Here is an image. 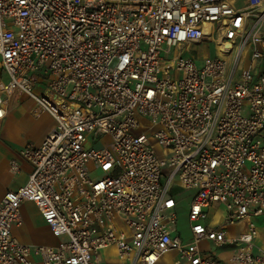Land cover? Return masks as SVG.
Listing matches in <instances>:
<instances>
[{
	"label": "built area",
	"instance_id": "built-area-1",
	"mask_svg": "<svg viewBox=\"0 0 264 264\" xmlns=\"http://www.w3.org/2000/svg\"><path fill=\"white\" fill-rule=\"evenodd\" d=\"M212 37L219 54L200 65L183 55ZM0 59L8 94L24 92L55 120L39 145L18 150L32 169L0 198V264H102L107 248L120 264H223L202 239L244 244L232 264H264L252 251V222L231 239L225 233L264 215V66L254 74L264 64V0H0ZM89 135L107 141L95 147ZM9 170H19L16 159ZM174 185L193 190L187 241ZM26 200L57 244L12 234ZM214 203L225 214L211 226L205 208Z\"/></svg>",
	"mask_w": 264,
	"mask_h": 264
},
{
	"label": "crops",
	"instance_id": "crops-1",
	"mask_svg": "<svg viewBox=\"0 0 264 264\" xmlns=\"http://www.w3.org/2000/svg\"><path fill=\"white\" fill-rule=\"evenodd\" d=\"M236 4H244V0H236ZM206 40V39H204ZM212 40H215L212 37ZM249 62V52L244 54L240 62V67H245ZM264 66L260 61L255 62L254 74ZM41 79V78H40ZM43 80L41 79L35 90L42 92L44 90ZM9 76L1 66L0 59V88L2 99L6 100L7 113L0 119V198L8 190H14L23 185L30 173L32 166L18 155V150L24 145L30 143L39 145L46 134L54 127L55 120L47 111H38L36 103L27 94L20 90H15L8 94L5 90L8 87ZM16 159L19 164V170L11 173L9 162ZM32 209L34 214L27 215V209ZM206 217L204 222L208 225H215L221 221L225 214V208L222 203H214L205 208ZM22 223L12 226V234L22 243L25 244H47L55 245L59 242L60 237L54 236L48 225L43 220L36 205L29 200L23 201L20 206ZM252 222L256 228V234L253 238L252 251L254 253H264V215L253 216L236 222L225 229L226 237L231 239L238 234L247 230L249 223ZM34 223V224H33ZM44 228L43 236H35L33 228ZM203 242L204 247L200 245ZM202 250L210 252L218 258L223 264H232L230 258L235 251L244 247V244L238 242H229L224 245H215L212 241L202 239L199 242ZM108 250V255L115 256L108 264H120L121 261L114 254L112 248Z\"/></svg>",
	"mask_w": 264,
	"mask_h": 264
},
{
	"label": "rangeland",
	"instance_id": "rangeland-1",
	"mask_svg": "<svg viewBox=\"0 0 264 264\" xmlns=\"http://www.w3.org/2000/svg\"><path fill=\"white\" fill-rule=\"evenodd\" d=\"M177 52H178V50L176 48H172L171 52L168 54V57L163 62V64L169 62L170 61L169 58H171ZM182 52H183V55L187 54V55H191L192 57H194L196 63L198 65H200L202 60L206 56L217 55V54H219L220 50H219V47L216 44L215 40H211V41L203 40L199 43L190 44ZM234 56H235V50H233L230 54H228L226 56V59L228 61H230V60L234 59ZM170 73H171L172 77H179L182 75L181 72H175L172 68L170 69ZM154 129L155 128L146 129V126H144V124H143V120H142L141 126L139 128V130H146L148 135H150L152 133V131H154ZM89 138H90L89 145H93L95 147L102 146V145H104V142L107 141V139L106 140L99 139L97 142L94 143V142H92L90 135H89ZM152 145H153L156 153L158 154L159 158H161V159L166 158V155H163V153H164L163 149L161 147H159L157 145V143L154 142V140H152ZM90 174L92 176H98V175H100V172H99V170L93 169V170H91ZM164 179L165 178L163 177V180ZM171 193L176 196V200H177L176 214H177L178 234L180 235V237L184 241H187L190 239L189 223H188V219H187V214H188L190 196L193 193V190L192 189H183L181 187L174 185ZM33 214H34V211L31 208L30 209L28 208L27 209V215L32 216ZM44 232H45L44 228L35 226L31 233H33L35 236H43ZM200 245L202 247L205 246V244L203 242H201ZM176 256H177V251L172 250V251L165 253L163 255V259L166 263H170V261ZM101 258H102V264H108V263H110V261L113 258H115V256L108 255V250L107 251L102 250L101 251Z\"/></svg>",
	"mask_w": 264,
	"mask_h": 264
}]
</instances>
